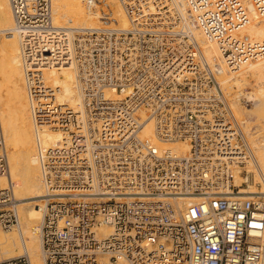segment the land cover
I'll use <instances>...</instances> for the list:
<instances>
[{"label": "built area", "instance_id": "2783aa9c", "mask_svg": "<svg viewBox=\"0 0 264 264\" xmlns=\"http://www.w3.org/2000/svg\"><path fill=\"white\" fill-rule=\"evenodd\" d=\"M85 1L96 27L56 25L52 0H10L37 127L45 264H100L105 254L130 264H264V167L221 78L264 55V39L241 33L246 1L186 0L222 64L174 30L181 17L170 0H121L128 27L108 0ZM251 2L264 15V0ZM72 63L76 107L45 81L47 69ZM150 121L155 138L143 134ZM47 129L60 138L46 144ZM17 207L0 108L2 228L19 224ZM102 224L112 233L102 236ZM0 264L33 260L24 252Z\"/></svg>", "mask_w": 264, "mask_h": 264}, {"label": "bare ground", "instance_id": "6f19581e", "mask_svg": "<svg viewBox=\"0 0 264 264\" xmlns=\"http://www.w3.org/2000/svg\"><path fill=\"white\" fill-rule=\"evenodd\" d=\"M245 1L250 9L251 21L241 30V33L254 40L264 39V15L258 14L251 0ZM107 2H109L119 24L128 27L130 20L121 0H108ZM52 3L54 23L58 26L87 29L99 25L98 12L87 9L85 0H52ZM154 9L155 7L152 5L151 10ZM170 9L174 10V13L180 14L181 17L180 24L173 25L174 30H183L191 39L195 40L209 62L222 64L221 54L216 44L209 42L200 29L193 24L187 1L170 0ZM4 36L7 41H4ZM4 52L9 54L8 70L4 63ZM21 61V42L15 29L10 0H0V95L3 100L2 116L6 129L10 176L14 182L15 197L19 201L17 207L19 224L11 227L15 230L8 232L0 228V260L28 252L32 257L33 264H45L39 231L44 216L45 202L41 203L43 201L41 197L45 195V189L37 158V127L29 103ZM252 73H255L257 78L263 79L264 55L254 61H246L239 70L232 74L226 72L222 78L223 86L231 93L229 97H231L236 116L243 120L248 133H252L253 126L256 130L264 129V123L262 124L259 120L260 118L264 119V92L262 89H259L258 92L256 90L255 93L243 91V84L247 83V80L250 81ZM45 81L48 86L57 89L59 102L69 103L75 107L82 103L78 70L75 63L60 68L47 69ZM242 96L252 101L253 107L250 106V109L244 108V105L241 107L239 100ZM254 118L256 122L253 121ZM249 125L252 127L249 128ZM248 133L247 136H249ZM261 133H263L261 136L254 137L253 144L249 142L258 162L264 167V131ZM143 134L155 138L152 121L148 122ZM43 138L46 144L53 143L60 138V133L53 129H47L43 132ZM173 147L184 152L189 149L188 144L184 142L174 143ZM191 201L193 199L187 200V202ZM97 230L102 236L112 233V228L106 224L100 225ZM109 261L108 254H105L102 256L100 264H115L109 263ZM116 262H118L116 264H130L123 257H118Z\"/></svg>", "mask_w": 264, "mask_h": 264}, {"label": "rangeland", "instance_id": "374dc122", "mask_svg": "<svg viewBox=\"0 0 264 264\" xmlns=\"http://www.w3.org/2000/svg\"><path fill=\"white\" fill-rule=\"evenodd\" d=\"M172 1V0H171ZM7 38H5V36H4V41H7L6 40ZM3 57H4V63H5V67H6V69L8 70L9 69V64H8V61H9V54L7 53V52H4V54H3ZM253 75H251V79H250V81H246L247 83H244L243 84V91L246 93H248V92H250V93H255L256 92V90H257V92L258 91H260L259 89H262V91L264 92V77H263V79H260V78H257V76L255 75V73H252ZM221 78H223V76L221 77ZM263 82H262V81ZM262 83H261V82ZM261 83V84H260ZM224 85V84H223ZM262 85V86H261ZM224 88H226L225 86H224ZM228 89L226 88V91H227ZM234 91H235V89H234ZM228 93H229V91H228ZM233 94V93H232ZM229 96H231V93H229ZM230 99H231V97H230ZM240 102H241V107H243V105H244V108H249L250 109V106L251 107H253L252 105H253V102L252 101H249V100H247V99H245L243 96L240 98V100H239ZM246 101V102H245ZM2 106H3V100H1V95H0V108H1V116L3 115V109H2ZM263 117V116H262ZM259 120H261V122H262V124L264 123V119H262V118H260ZM2 123H3V127H4V131H5V135H6V129H5V124H4V119H3V116H2ZM253 121H255V118L253 119ZM253 121H252V123H253ZM242 122H243V120H242ZM256 122V121H255ZM254 122V123H255ZM243 124H244V122H243ZM252 126H250L249 125V128H251ZM244 129H245V126H244ZM258 129V128H257ZM260 129V128H259ZM259 129L258 130H256V128H254V126L252 127V129H251V131H252V133H248V129H245V131H246V133H248L249 134V136H248V138H249V141L250 142H252L251 144H253V139H254V137L256 138L257 136H261L263 133H261L262 131H264V129H260V131H259ZM251 138V139H250ZM6 141H7V138H6ZM264 141V140H263ZM263 164V163H262ZM13 178L14 179H16V177L15 176H13ZM17 180V179H16ZM16 198V197H15ZM43 197H41V199H42ZM17 199V198H16ZM17 202H18V205H19V201H18V199H17ZM40 202V201H39ZM44 201H41V203H43ZM0 228L3 230V231H8V232H10V231H14L15 229H13V228H10L9 230H7V229H4V228H2L1 226H0ZM109 256V255H108ZM110 257V256H109ZM110 259V258H109ZM109 263H118V262H116V261H114V260H112V259H110V261H109Z\"/></svg>", "mask_w": 264, "mask_h": 264}]
</instances>
